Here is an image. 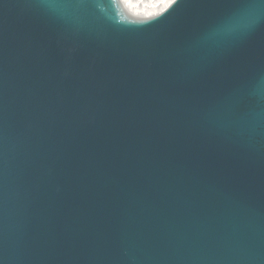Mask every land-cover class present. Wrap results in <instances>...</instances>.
<instances>
[{
    "label": "water",
    "instance_id": "1",
    "mask_svg": "<svg viewBox=\"0 0 264 264\" xmlns=\"http://www.w3.org/2000/svg\"><path fill=\"white\" fill-rule=\"evenodd\" d=\"M262 76L264 0H0V264H264Z\"/></svg>",
    "mask_w": 264,
    "mask_h": 264
},
{
    "label": "bare ground",
    "instance_id": "2",
    "mask_svg": "<svg viewBox=\"0 0 264 264\" xmlns=\"http://www.w3.org/2000/svg\"><path fill=\"white\" fill-rule=\"evenodd\" d=\"M117 2L127 15L140 21L156 20L175 4L169 0H117Z\"/></svg>",
    "mask_w": 264,
    "mask_h": 264
},
{
    "label": "snow or ice",
    "instance_id": "3",
    "mask_svg": "<svg viewBox=\"0 0 264 264\" xmlns=\"http://www.w3.org/2000/svg\"><path fill=\"white\" fill-rule=\"evenodd\" d=\"M82 3H87V0H81ZM169 2L171 3H175V0H169ZM251 21L248 22V24H250ZM248 24H242V25H239L236 29L237 32H242L244 31L247 27H248ZM262 79H264V76H262Z\"/></svg>",
    "mask_w": 264,
    "mask_h": 264
},
{
    "label": "rangeland",
    "instance_id": "4",
    "mask_svg": "<svg viewBox=\"0 0 264 264\" xmlns=\"http://www.w3.org/2000/svg\"><path fill=\"white\" fill-rule=\"evenodd\" d=\"M167 1V0H166Z\"/></svg>",
    "mask_w": 264,
    "mask_h": 264
}]
</instances>
